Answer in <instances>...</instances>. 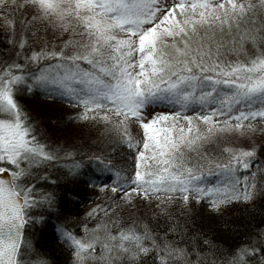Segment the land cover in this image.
Returning a JSON list of instances; mask_svg holds the SVG:
<instances>
[{"label":"snow or ice","instance_id":"1","mask_svg":"<svg viewBox=\"0 0 264 264\" xmlns=\"http://www.w3.org/2000/svg\"><path fill=\"white\" fill-rule=\"evenodd\" d=\"M0 28V264H50L25 232L61 161L110 193L57 225L72 264H264V221L229 246L188 226L264 197V0H0ZM33 89L78 109L79 140L37 128Z\"/></svg>","mask_w":264,"mask_h":264},{"label":"trees","instance_id":"2","mask_svg":"<svg viewBox=\"0 0 264 264\" xmlns=\"http://www.w3.org/2000/svg\"><path fill=\"white\" fill-rule=\"evenodd\" d=\"M11 54L12 47L8 44L3 29L0 28V58H7ZM20 102L29 117L36 122L37 128L52 142L71 143L79 140L80 125L71 119L72 114L78 111L74 105L61 99L49 98L40 89L23 91L20 94ZM155 110L168 109L161 106ZM102 139L103 137H98L95 146H99ZM124 151L123 148H117L110 154L117 157L115 162L119 163ZM62 163V161L50 162L44 166L51 179H41L37 184L39 188L50 192L56 203L53 208H33L30 215L34 218L38 217L39 220L30 228L26 226L25 232L26 236L31 233L34 246L46 253L50 264H72L70 249L60 238L57 225L63 223L65 217H70L69 223L75 226L89 208L101 204L106 194H110L107 190L102 192L85 182L88 174L91 173V168L89 171L85 170V175L82 177H71L65 175L67 169L62 167ZM102 179L110 183L108 174ZM262 210H264V197L257 198L254 208H245L242 211L234 209L224 216L213 214L207 205H197L193 208L188 221L189 232L214 239L224 246L233 245L244 238V233H254L259 229L261 222L264 221ZM128 211L125 209L122 214H127ZM132 214L136 215L135 210H132ZM164 227L165 222L161 221L159 229L163 231Z\"/></svg>","mask_w":264,"mask_h":264},{"label":"rangeland","instance_id":"3","mask_svg":"<svg viewBox=\"0 0 264 264\" xmlns=\"http://www.w3.org/2000/svg\"><path fill=\"white\" fill-rule=\"evenodd\" d=\"M86 171H89V169H86ZM92 171V170H91Z\"/></svg>","mask_w":264,"mask_h":264}]
</instances>
